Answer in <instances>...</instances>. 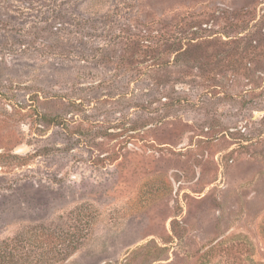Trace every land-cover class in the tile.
I'll return each instance as SVG.
<instances>
[{
	"label": "rangeland",
	"instance_id": "rangeland-1",
	"mask_svg": "<svg viewBox=\"0 0 264 264\" xmlns=\"http://www.w3.org/2000/svg\"><path fill=\"white\" fill-rule=\"evenodd\" d=\"M0 245L264 264V0H0Z\"/></svg>",
	"mask_w": 264,
	"mask_h": 264
},
{
	"label": "trees",
	"instance_id": "trees-1",
	"mask_svg": "<svg viewBox=\"0 0 264 264\" xmlns=\"http://www.w3.org/2000/svg\"><path fill=\"white\" fill-rule=\"evenodd\" d=\"M51 238H53V237H51ZM49 243V242H48ZM46 244L47 243H41V246H46ZM4 245V244H3ZM49 245H51V246H54L53 248V250H55V246H57V243L52 239L51 241H50V243H49ZM1 246V245H0ZM8 246H10V245H4V246H2V247H8ZM12 246H16V245H12ZM4 252H7L6 250H3ZM7 253H9V252H7ZM0 264H1V250H0Z\"/></svg>",
	"mask_w": 264,
	"mask_h": 264
}]
</instances>
